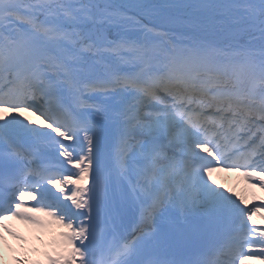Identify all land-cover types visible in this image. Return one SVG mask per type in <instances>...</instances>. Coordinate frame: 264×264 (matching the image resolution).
Returning <instances> with one entry per match:
<instances>
[{"label": "snow or ice", "instance_id": "1", "mask_svg": "<svg viewBox=\"0 0 264 264\" xmlns=\"http://www.w3.org/2000/svg\"><path fill=\"white\" fill-rule=\"evenodd\" d=\"M217 172L264 192V0H0V229H64L46 264H264Z\"/></svg>", "mask_w": 264, "mask_h": 264}, {"label": "bare ground", "instance_id": "2", "mask_svg": "<svg viewBox=\"0 0 264 264\" xmlns=\"http://www.w3.org/2000/svg\"><path fill=\"white\" fill-rule=\"evenodd\" d=\"M218 178H219L217 181L218 184L220 183L224 184L226 188H230L231 190L236 192L237 195H243L244 197H250L253 200V202H256V203L264 202V192L260 191L258 188H251V187H249L250 191L248 193L244 192L242 189V186H240L238 181H236V177L232 172H220V175L218 176ZM249 206H251L250 203H249ZM34 214L40 218H45V219L48 218L44 215V213H34ZM11 220L12 221L9 220L7 223L13 230L15 229V231H17L16 233L18 234H22L27 231H35V227H36L35 225L29 224V223H26L20 220H15V219H11ZM0 232L3 233L4 232L3 229H0ZM48 249L50 251L49 253H52L54 250V245L49 244ZM4 252H6V248L2 246L1 239H0V264H8V262L3 257ZM40 262L37 263L33 261L30 264H41ZM43 262H46V260H44ZM251 264H253V262H251Z\"/></svg>", "mask_w": 264, "mask_h": 264}, {"label": "rangeland", "instance_id": "3", "mask_svg": "<svg viewBox=\"0 0 264 264\" xmlns=\"http://www.w3.org/2000/svg\"><path fill=\"white\" fill-rule=\"evenodd\" d=\"M41 230H43V233H45L46 236H48L49 238H52V234L54 233L53 231V227L50 228V227H46V228H41ZM28 237L24 240V241H21L20 244L18 246H16L17 248H20V250L23 252V253H26V252H29L28 254H31L30 258L32 259H36L37 256L39 255V252L37 251L36 247L33 246V249L35 251L34 254H32V250H30L31 248H28V246L31 244L33 245H36V244H41V250L43 251L44 248H45V244H44V237H40L37 236V234H35V232H28ZM5 257H7V254H5ZM27 257V256H26ZM17 261L16 260V263L17 264ZM19 261H23L24 264H26V261L24 260H19Z\"/></svg>", "mask_w": 264, "mask_h": 264}]
</instances>
